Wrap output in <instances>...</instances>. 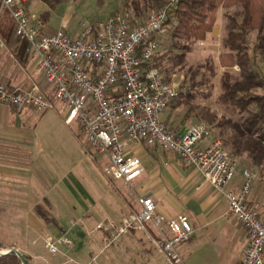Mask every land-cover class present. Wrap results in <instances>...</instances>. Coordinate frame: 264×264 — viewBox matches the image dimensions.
I'll return each mask as SVG.
<instances>
[{
    "label": "built area",
    "instance_id": "2783aa9c",
    "mask_svg": "<svg viewBox=\"0 0 264 264\" xmlns=\"http://www.w3.org/2000/svg\"><path fill=\"white\" fill-rule=\"evenodd\" d=\"M176 1L168 0L140 22H134L127 11L113 13L71 36L62 28L46 32L43 21L26 11V0H0V8L7 10L13 23L14 37L26 43L34 74L52 91L50 99L35 82L11 88L0 81V104L16 112L24 107L38 113L51 109L62 112L64 123L75 122L79 127L85 147L105 156V173L125 186L142 170L139 160L127 155L130 145L142 143L173 153L224 196L228 215L245 230L247 240L240 264H263L264 220L244 203L254 174L239 167L218 140L200 146L209 138L204 123L190 124L178 135L159 118L182 89L144 64L158 50L152 36L163 31L165 13ZM236 175L241 177L239 189H226ZM136 203L138 209L130 210L119 222L97 223L95 229L105 233L108 243L129 229L150 231L164 264H184L176 245L193 233L187 218L183 214L166 218L156 213L148 194L137 196ZM58 245L70 248L73 242L64 233L46 240L52 255L58 252Z\"/></svg>",
    "mask_w": 264,
    "mask_h": 264
},
{
    "label": "crops",
    "instance_id": "0c3cea01",
    "mask_svg": "<svg viewBox=\"0 0 264 264\" xmlns=\"http://www.w3.org/2000/svg\"><path fill=\"white\" fill-rule=\"evenodd\" d=\"M25 5L26 2L24 7L28 12ZM223 25L221 18L215 20L210 31L214 40L220 33L222 35ZM2 27L0 24V81L11 88H23L35 82L46 97L52 99L51 87L34 74L33 62L27 56L22 41L13 33L12 37L9 36L13 25L7 33ZM44 27L46 32L53 31L48 25ZM182 108L183 104L175 105L174 102L159 114L160 119L178 135L183 134L194 121L189 111ZM47 112L51 111L41 114ZM38 114L30 107L16 112L9 105L0 104L2 246L16 249L28 264H85L77 262V259L91 254L89 248L95 249L104 241L105 235L94 231V225L103 220L119 222L130 210L138 209L137 196L148 194L155 204L156 213L166 218L183 214L192 225V235L176 245L184 264H240L247 240L245 230L228 215L224 196L203 181L196 169L185 165L171 152L142 143L132 144L127 155L136 157L142 170L128 186L119 180L122 188L117 193L125 207L118 201L103 202L93 212L94 201L66 164L68 145L64 137L35 132ZM62 122L64 124V120ZM210 140L208 138L200 146ZM255 171L257 178L244 195V203L264 220V166H257ZM240 185L241 177L236 175L226 189L237 191ZM56 204L66 211L65 217L56 214ZM76 222L78 227L71 229ZM66 223L69 224L68 229ZM61 233L68 235L73 245L70 248L58 245V252L52 255L47 251L46 240L56 239ZM105 246L106 243L98 252ZM153 246L151 242L149 250L154 258L150 259L151 254L146 251L142 264H164Z\"/></svg>",
    "mask_w": 264,
    "mask_h": 264
},
{
    "label": "rangeland",
    "instance_id": "374dc122",
    "mask_svg": "<svg viewBox=\"0 0 264 264\" xmlns=\"http://www.w3.org/2000/svg\"><path fill=\"white\" fill-rule=\"evenodd\" d=\"M128 1L129 0H65V2L52 5L51 0H26L25 6L28 12L34 15H40L45 11H49V18L47 21H44V26L48 25L52 30L62 28L72 36L74 34H79L85 25L93 24L95 21L120 11H127L134 22L142 21L147 14L142 13L138 19L129 6L126 8L123 7V4ZM227 11L232 13L233 8H229ZM225 12L226 11L223 8H219L215 20L217 19L218 21V19L221 18L225 23ZM0 24H2V29L6 33L7 30L11 28V25H13L5 8H0ZM12 33L11 28L10 37H12ZM222 37L223 33L222 35L220 33L218 39L214 40V37L208 33L205 40L198 41L196 44L192 45L191 49L183 54L182 59L178 60L173 56L175 53H178V50L170 48L169 40L164 33H162L159 37L158 53L160 55L164 49L169 48L170 56H166L162 59L160 65L163 69L166 67L165 69L170 70L167 74V81L172 80L176 83L178 88L182 89L180 90L181 93L188 88L190 83L198 82L202 76L204 82L198 89L206 90L207 84H210L211 89L209 91V96L205 99L197 96L189 106L186 105L182 109L190 110L188 114H191L194 117L193 123H205L209 131V138H211V140H218L221 143L224 152L229 155V150L232 149L231 139L234 130L233 124L237 121L239 115L231 108L222 104L218 98V95L221 92L219 82L222 69L218 68L216 65V56L219 51L222 50ZM253 37V32H250L247 38V53L249 56L253 55L251 59L255 62L259 73L263 74V65L259 55L256 52L251 51L253 47ZM205 65L212 68L213 75L209 74ZM233 71H236V67H233ZM175 97L169 105L178 100V97ZM49 111L51 112L38 114L36 119L37 121L39 120V122L36 124L35 132L47 133L50 135H62L64 137V141L66 145H68V159L66 160V164L69 166L72 175L76 178L84 191L94 201V206L92 207L93 212L97 211L99 203L103 202L111 203L112 201L114 203L115 201H118L122 207H125V202L117 193V191L120 192V189L122 188L121 182L119 180L111 179L104 171L106 164L105 156L97 153L94 148L85 147L82 133L75 122L63 124L62 121L64 114L62 112L58 110ZM232 159L239 167L245 168L254 174L252 182L257 178L255 168L259 165L264 166V158L259 165H255L253 160L248 156V153L239 149L237 150V155ZM75 190L78 195H81L79 190ZM54 206H56V209H54L56 210V214L60 217H65L64 214L66 211L64 212L63 207L57 204ZM57 215L56 217H58ZM73 217L77 216L74 215ZM105 222H108V220H103L99 223ZM109 222L116 223V220H111ZM66 225V228L68 229L69 224L66 223ZM77 227L78 223L76 222L71 229ZM93 230L105 235L101 229H95V225ZM147 232L148 233L139 229H129L127 233L121 234L109 243L107 242V239L103 238L104 241L99 244V247L95 249L94 247H90L89 250L91 254H85L83 258H78L77 262L85 264H142L144 252L147 251L151 254L150 259L154 258L152 256L154 254L149 250L152 242V234L150 231ZM68 235H71V232L68 233ZM104 243H106L107 246L103 247L102 250L98 252L99 248L103 246ZM80 244L79 241L77 246L79 247ZM153 248L156 250L154 246Z\"/></svg>",
    "mask_w": 264,
    "mask_h": 264
},
{
    "label": "trees",
    "instance_id": "16d2710c",
    "mask_svg": "<svg viewBox=\"0 0 264 264\" xmlns=\"http://www.w3.org/2000/svg\"><path fill=\"white\" fill-rule=\"evenodd\" d=\"M51 2L52 5H57L65 0ZM165 2L168 1L129 0L123 7L129 6L139 19L142 13L148 14ZM219 8L226 12L221 39L222 50L216 57V65L222 69L219 82L221 92L218 98L222 104L239 115L233 124L232 149L228 156L232 159L237 155L238 149L243 150L255 165H259L264 158V73H259L251 59L253 55L249 56L247 53V38L253 32L251 51L259 55L264 72V0H177L165 13L163 31L152 36L158 42V50L144 65L156 68L161 78L167 81L170 70L165 69L166 67L163 69L160 61L170 56V50L166 48L159 55L160 35L164 33L170 48L178 50L173 56L181 60L192 45L205 40L214 25ZM229 8H233L232 13L227 11ZM49 14V11H45L37 16L45 23ZM9 30L10 28L7 32ZM21 41L26 47L25 41ZM233 67H236V71H233ZM205 68L213 75L211 67L205 65ZM202 78L198 82L190 83L183 93L179 92L175 97H178L175 105L189 106L197 96L202 99L209 96L210 84H207L206 90L198 89L204 82ZM0 249L9 248L0 244ZM0 264H20V261L13 253H8L0 255Z\"/></svg>",
    "mask_w": 264,
    "mask_h": 264
},
{
    "label": "water",
    "instance_id": "95a60500",
    "mask_svg": "<svg viewBox=\"0 0 264 264\" xmlns=\"http://www.w3.org/2000/svg\"><path fill=\"white\" fill-rule=\"evenodd\" d=\"M8 253H13L20 261V264H28L26 258L18 252L16 249L9 248L6 250H0V255L8 254Z\"/></svg>",
    "mask_w": 264,
    "mask_h": 264
}]
</instances>
